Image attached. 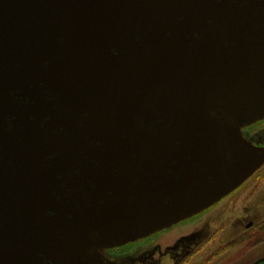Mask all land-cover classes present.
<instances>
[{
  "label": "water",
  "instance_id": "1",
  "mask_svg": "<svg viewBox=\"0 0 264 264\" xmlns=\"http://www.w3.org/2000/svg\"><path fill=\"white\" fill-rule=\"evenodd\" d=\"M264 0H0V264H92L241 186L264 149Z\"/></svg>",
  "mask_w": 264,
  "mask_h": 264
},
{
  "label": "flooded vegetation",
  "instance_id": "2",
  "mask_svg": "<svg viewBox=\"0 0 264 264\" xmlns=\"http://www.w3.org/2000/svg\"><path fill=\"white\" fill-rule=\"evenodd\" d=\"M216 118L238 126L243 141L257 150L264 149V118L244 126L224 114ZM263 182L264 163L234 192L191 218L123 246L93 248L91 253L96 259L92 264H121L120 258L124 264H227L230 256H236L234 264H243L245 260L246 264H264V221L258 227L252 215L227 216L226 212L236 201L249 200L256 193L259 199L262 195L258 189ZM227 226L230 233H226ZM243 242L250 250L247 255H242L246 248ZM153 247L157 248L155 259L147 258ZM131 257L135 260L126 262Z\"/></svg>",
  "mask_w": 264,
  "mask_h": 264
},
{
  "label": "rangeland",
  "instance_id": "3",
  "mask_svg": "<svg viewBox=\"0 0 264 264\" xmlns=\"http://www.w3.org/2000/svg\"><path fill=\"white\" fill-rule=\"evenodd\" d=\"M264 189V182L261 184V187L258 189L259 191H261V197L258 199L259 197V194H255L253 198H248L249 200H241V201H236V203L232 204L227 210V216H232V215H236V216H244L245 217H250L252 215V218H254L257 222V225L258 227H261L262 224H263V221H264V202L261 201L263 198H264V194H262V191ZM245 199V198H244ZM251 210L253 212H255V214L251 212ZM247 214V215H246ZM229 225V224H228ZM230 226H227L226 227V233H230ZM232 231V230H231ZM167 245V244H166ZM170 245V244H169ZM243 246H245V250L243 252L242 255H247L249 253V247L248 245L243 242ZM248 247V249H247ZM247 251V252H246ZM157 252V248L153 247L150 249L149 253L146 254V257L148 258H151V259H155L156 257V253ZM135 257H131L129 259H126V262H129V261H134ZM235 258V259H234ZM233 259V260H232ZM237 261V258L236 256L231 258V256L227 259V264H234L236 263ZM119 262L121 264H124V259L123 258H120L119 259ZM243 264H246L247 263V260H245L244 262H242Z\"/></svg>",
  "mask_w": 264,
  "mask_h": 264
}]
</instances>
